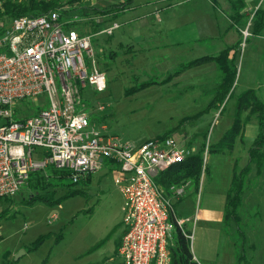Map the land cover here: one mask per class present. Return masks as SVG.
Instances as JSON below:
<instances>
[{"label":"rangeland","instance_id":"374dc122","mask_svg":"<svg viewBox=\"0 0 264 264\" xmlns=\"http://www.w3.org/2000/svg\"><path fill=\"white\" fill-rule=\"evenodd\" d=\"M5 1L28 2L0 0V15H3L2 4ZM123 1L82 0L84 7L92 9L89 15H82L78 4L77 9L80 10L70 17L80 16V22L86 24L85 27L83 25L86 31L99 32L96 31L100 29L98 20L103 16H97L93 9ZM244 1L245 8L241 10L239 0H223L222 5L213 0H177L179 4L166 8L167 13L146 11L141 20L143 22L130 19L129 13H122L118 17L105 16L108 25L118 22L121 28L113 36L95 34L93 38L96 61L107 77V90L98 92L90 86L82 89L85 111L90 115L91 123L101 130L105 127L102 131L106 135L118 137L124 142L142 143L165 135L174 137L183 146H195L198 151L208 141L211 147L217 146L234 121L241 94L253 89L264 100V31L260 36L252 35L254 18L249 26V4ZM61 2L68 6L67 0ZM257 4L264 10V0L252 1L253 6ZM196 8H201L205 13L209 11L211 17L217 19L219 33L220 29L224 32L226 28L229 32H237L235 36H238L237 43L240 44L236 62L238 74L233 95L222 107H209L214 99L211 100V95L207 93L213 85L218 84L219 78L215 74L217 71L210 74L211 65L183 72V67L192 60L209 55L208 47L195 43L193 47L184 44L175 49L170 45L172 30H184L186 27L198 32L205 30V20L196 12ZM190 9L194 11L191 21L186 19ZM159 15L165 22L160 23ZM10 22V18L0 16V31ZM136 31L137 36L144 39L138 45L135 43ZM214 32V28L211 29V33ZM218 32L216 41L208 39L212 42L209 45L211 53L214 42L219 44L228 40V37H220ZM148 33L156 34V45L153 47L159 46V49L143 58L138 53L143 50L150 52ZM133 43L134 47L129 46ZM137 63L144 65V69H138ZM180 70L177 78H187L194 86L190 87V92L184 86L155 84L128 94L129 90H135L147 81L159 82ZM201 81L205 85L201 86ZM30 102L29 108H25L22 102L16 104L19 106L15 111L17 119L48 108L44 96ZM100 106H104L105 110L100 111ZM242 117L245 123L244 137L237 140L232 153L208 152L204 155L206 166L203 167L200 184L190 182L186 193L179 199L167 195L172 199L177 218L186 221L185 230L192 232L191 249L200 264H238L237 251L241 249L242 241L238 238L235 222H224V208L234 168L236 166L240 171L248 164V150L259 133L256 115L246 112ZM187 118L194 119L178 127ZM205 169H208L207 172ZM41 174L52 180L54 185L57 184V188L42 191L40 199L30 201L38 192L27 184L12 197L0 199V264L7 251H14L16 260L21 256L19 264H116L120 261L118 256L105 259L109 255L113 229L120 233L125 231L124 197L115 183L119 172L104 168L92 175L90 181L79 184H73L70 177L55 179L48 171ZM245 186L243 203L239 208L240 227L246 236L245 253L252 264H264V172L257 176L256 167L252 165ZM47 192L52 193L50 202L44 198ZM205 214L223 215V220L205 219ZM176 233L174 229L171 244ZM40 237L45 239L35 247ZM112 258L114 262H111Z\"/></svg>","mask_w":264,"mask_h":264},{"label":"built area","instance_id":"2783aa9c","mask_svg":"<svg viewBox=\"0 0 264 264\" xmlns=\"http://www.w3.org/2000/svg\"><path fill=\"white\" fill-rule=\"evenodd\" d=\"M258 9L251 10L249 26ZM104 18L98 20L100 29L95 33L83 28L86 24L80 16L62 17L59 11L11 19L0 31V199L12 197L33 173L50 167L67 172L73 184L104 168L115 169L125 213L119 264H172L171 216L191 236L156 178L198 150L174 137L124 142L91 123L82 89L107 90L93 38L95 34L113 36L121 28L118 22L104 24ZM40 96L46 99L47 109L15 117L18 102ZM209 147L208 141L206 155ZM190 184L173 185L171 195L181 198Z\"/></svg>","mask_w":264,"mask_h":264},{"label":"trees","instance_id":"16d2710c","mask_svg":"<svg viewBox=\"0 0 264 264\" xmlns=\"http://www.w3.org/2000/svg\"><path fill=\"white\" fill-rule=\"evenodd\" d=\"M241 3V10L245 8V1L239 0ZM82 0H67L66 5H62L61 0H28L26 3H12L5 1L2 6L4 7L3 15L4 17H8L10 19L20 18L24 16L28 17H37L41 15L48 14L52 11H59L62 17H70L73 13H76V10L81 9L82 15H89L90 8H86L82 5ZM136 2V0H125L121 3L114 4L102 9H93L94 13L97 16H109L113 15L114 17H118L120 14L129 10V8ZM80 4V9H77V5ZM241 17V16H239ZM237 22V21H236ZM264 31V10L258 9L255 14L253 24H252V35L260 36ZM238 46H236V51L234 52L232 59L230 60V53L232 51L231 48L226 49L217 57H202L196 59L188 64H186L183 69L196 67L203 65L209 62H217L219 64V72L221 74L220 85L217 88L216 95L214 101L210 104V108L213 106H221L223 103L233 95V88L237 79V68L236 61L238 59ZM113 55H111V58ZM181 72L178 71L174 75L166 78L165 80L158 81H147L139 86V88L135 90H129V93L137 92L139 90L145 89L146 87L158 84H166L169 83L174 77L179 75ZM31 100L21 101L24 103L25 108L31 107ZM19 106L15 107V110L18 109ZM237 114L234 118V121L225 135L222 137L217 146H210L209 152H218L225 153L226 151L232 153L237 140L239 138L243 139L244 137V120L243 113L250 112L257 116L259 121V133L251 144L248 155L249 162L248 164L241 169L237 170L235 166L233 177L231 181V185L228 191V195L226 197L225 202V210H224V222L227 223L230 220H233L237 226L238 238H240L241 249L237 251V262L238 264H252L251 261L246 257L245 253V244H246V236L240 227V214L239 208L243 203V196L246 191V183L248 182L249 175L252 171V165L256 167V175L261 176L264 172V100L260 99L257 95V92L253 89H249L241 94L238 98L237 103ZM194 118L185 119L178 127L183 125L186 121H190ZM169 136L163 135L161 138H166ZM188 146V145H187ZM192 148L191 145L188 146ZM207 144L204 143L199 151L190 156L184 163L174 165L169 168L167 171L161 173L156 178V183L164 188L167 192V195L171 194L170 188L173 185H181L186 182H191L194 185H199L200 180L203 174L204 167V155L206 152ZM208 169H205L207 172ZM51 172L53 178L63 180L67 178L69 174L65 171H58L54 167L48 168L45 172ZM43 172H35L32 174L28 185L37 190L38 194L34 198H30V201H35L41 198V192L47 191L49 188H57V184L54 185L52 180H48L45 175L42 176ZM90 181V177L87 179ZM43 198V197H42ZM47 202H50L52 199V193L47 192L46 196H44ZM8 199V198H7ZM171 224L173 226V230H176V238L172 244L169 245V250L171 253L172 264H200L194 259V255L191 249V241L190 238L184 234L183 230L179 227L176 218L171 216ZM188 236H192L191 231L186 232ZM45 237H40L34 246L41 243ZM121 244H119L120 247ZM9 252H6L4 255L3 264H19L20 259H10Z\"/></svg>","mask_w":264,"mask_h":264},{"label":"crops","instance_id":"0c3cea01","mask_svg":"<svg viewBox=\"0 0 264 264\" xmlns=\"http://www.w3.org/2000/svg\"><path fill=\"white\" fill-rule=\"evenodd\" d=\"M213 1L215 3H219L220 5H222V1L223 0H213ZM252 1L253 0H246V2L249 4L248 7H249L250 13H251V10L253 11L258 6H259V9L261 8V6L258 5V4L256 6H253L252 5ZM175 4H179V3H177V0H136V2L129 8V10H127L126 12H124V14L129 13V14H131L129 16L130 19L137 20V21L138 20L141 21L142 18L145 16L146 11H150L152 13H154V12L155 13L156 12L159 13L160 11H163L164 13H167V11H165V9L166 8H173V6ZM222 8H224V7H222ZM207 9H209V8H207ZM193 12L194 11L193 10L191 11V9H190V11L188 12V15H186V19L187 20L190 19V21H191V18L193 17ZM196 12L197 13H200L202 15V17L204 18V20H205V25H204L205 30H202L201 32H198L197 30L194 31L193 28L189 29L188 27H186V29H184V30H179V29L172 30L170 32V36L173 37V40H172V42L170 44L171 47H173L175 49H179V47L181 45H184V44H186V46L191 45V47H193V45L195 43L197 45H200V46L201 45H205V46L208 47L207 52H209L208 53L209 55H205L203 57H207V56L217 57L223 51H225L226 49L231 48L232 49V51L230 53V60H231L234 52L236 51V49H235L236 46L237 45L240 46V44L237 43L238 36L237 35L235 36V33H237V32H234V33L233 32H229L227 30L228 28H226L224 30V32L220 29V33H219L217 31L218 28H219V24L217 22V19L212 18L211 17V14L209 13V11H207L205 13V11H202L201 8H196ZM248 15H250L249 12H248ZM158 18H159L160 23L165 22V20H164V18L162 16L159 15ZM103 21H104V24H107V22H106L105 19ZM110 21L111 20H109L108 23ZM229 21L231 22L230 19H229ZM141 22H143V21H141ZM240 22H241V20H240ZM240 22H237V24H239ZM237 24H236V26H238ZM213 28H214V31L215 32L214 33H211V29H213ZM216 32H218L217 34L220 37H225V38L228 37V40L229 41L228 40L227 41L224 40V41L218 42L219 44H216V42H214V45L215 46H214V49H213V53H211L212 51H210V46L209 45H211L212 42H210V40H208V39L211 38V39H214V41H216V39H217ZM134 33H135V37H136L138 32L136 31ZM150 33H148V37H147L148 42L150 44V49H149L150 52H147V50H143V51H140V53H138L143 58H145L146 55H148V54L156 51L157 49H159V46L153 47L154 45H156L155 44V41L157 39L156 34H150ZM232 34H234V35H232ZM135 40H136V42H135L136 45L141 44L144 41V39L142 38V36H137L135 38ZM134 45L135 44L133 43V45H129V46H133L134 47ZM192 61H194V60H192ZM214 64H216V66H212ZM203 65H211L210 66L211 68H209L210 69L209 70L210 71V74L212 75V74H214L217 71V73H215V74L219 76V78H218V84L213 85L211 87V91L207 93V94L211 95V98L210 99L213 100L214 97H215V95H216L217 88L220 85V81H221V74L219 72V64L217 62H209V63H205ZM203 65H200V66H203ZM196 67H199V66H196ZM137 68L142 70V69H144V65H142V64L139 65V63H137ZM191 68H194V67H191ZM191 68H187V69H191ZM187 69H183V72L185 70H187ZM237 74H238V72H237ZM165 79L166 78L164 77L159 82H161V81H163ZM189 82L190 81L187 78L186 79H183L182 77L177 78V76H176L169 83H166V84H168V85H174V86H184L185 88L189 89V92H190L191 91L190 90V87L193 88L194 86L192 84H190ZM202 83H205V82L204 81H201L200 82V85ZM166 84H164V85H166ZM203 85H205V84H202L201 86H203ZM224 210H225V208H224ZM204 218L205 219H211V218H213V219H216L219 222H222L223 215L213 216V215H210V214H205L204 215ZM112 232H113V236L109 240V243H110L109 244L110 245L109 255H106L105 259L111 258L112 256H118L119 244H121V242H122V237H123L124 232H122V233L117 232L116 231V228H114ZM171 238H173V236H171ZM7 252H9V254H10V257L9 258L10 259H14V253H13L14 251L13 252L12 251H7ZM107 256H109V257H107ZM194 259L197 262H199L198 259L195 256H194ZM114 260L115 259L112 258L111 259V262H114ZM3 261H4V257H3ZM3 261H2V264H3ZM119 263H120V261L118 260L116 264H119Z\"/></svg>","mask_w":264,"mask_h":264},{"label":"water","instance_id":"95a60500","mask_svg":"<svg viewBox=\"0 0 264 264\" xmlns=\"http://www.w3.org/2000/svg\"><path fill=\"white\" fill-rule=\"evenodd\" d=\"M20 257H21V256H19V257L17 258V260L20 259Z\"/></svg>","mask_w":264,"mask_h":264}]
</instances>
